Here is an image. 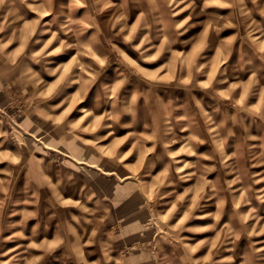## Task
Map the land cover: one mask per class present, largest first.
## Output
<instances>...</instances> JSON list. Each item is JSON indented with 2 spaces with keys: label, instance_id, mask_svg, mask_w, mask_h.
<instances>
[{
  "label": "rangeland",
  "instance_id": "obj_1",
  "mask_svg": "<svg viewBox=\"0 0 264 264\" xmlns=\"http://www.w3.org/2000/svg\"><path fill=\"white\" fill-rule=\"evenodd\" d=\"M0 264H264V0H0Z\"/></svg>",
  "mask_w": 264,
  "mask_h": 264
}]
</instances>
